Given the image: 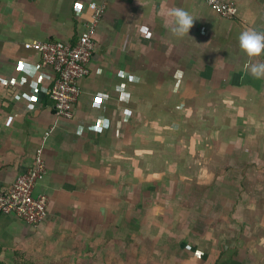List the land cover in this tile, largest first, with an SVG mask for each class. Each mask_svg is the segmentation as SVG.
I'll use <instances>...</instances> for the list:
<instances>
[{
    "label": "crops",
    "instance_id": "crops-1",
    "mask_svg": "<svg viewBox=\"0 0 264 264\" xmlns=\"http://www.w3.org/2000/svg\"><path fill=\"white\" fill-rule=\"evenodd\" d=\"M223 1L235 17L202 0H0V190L41 149L48 198L37 228L0 216V260L80 234L84 264H264V77L247 70L264 60L238 41L264 33V0ZM91 2L106 8L62 120L26 45L74 44ZM175 7L194 17L183 36Z\"/></svg>",
    "mask_w": 264,
    "mask_h": 264
},
{
    "label": "built area",
    "instance_id": "built-area-1",
    "mask_svg": "<svg viewBox=\"0 0 264 264\" xmlns=\"http://www.w3.org/2000/svg\"><path fill=\"white\" fill-rule=\"evenodd\" d=\"M206 5L224 18L231 19L237 14L232 2L223 0H202ZM90 20L74 44L50 41H34L26 47L36 51L43 64L51 68L56 79L49 89V98L53 102L55 115L62 120L74 118L80 89L78 82L89 74L88 64L94 54V37L98 24L104 15L105 4L89 3ZM263 33V32H261ZM264 60V52L261 53ZM36 98L37 93H32ZM103 120L99 127H102ZM46 175V165L42 150L34 152L33 164L20 175L10 188L0 190V216L13 215L25 224L37 228L47 217L48 198L46 195H34L35 185Z\"/></svg>",
    "mask_w": 264,
    "mask_h": 264
},
{
    "label": "clouds",
    "instance_id": "clouds-1",
    "mask_svg": "<svg viewBox=\"0 0 264 264\" xmlns=\"http://www.w3.org/2000/svg\"><path fill=\"white\" fill-rule=\"evenodd\" d=\"M166 15L170 18L169 25L173 34L183 36L189 33L194 17L188 11L175 7L169 9ZM238 41L240 49L249 57H256L264 52V33L249 29L239 34ZM247 70L255 78L264 77V63L249 64Z\"/></svg>",
    "mask_w": 264,
    "mask_h": 264
},
{
    "label": "rangeland",
    "instance_id": "rangeland-1",
    "mask_svg": "<svg viewBox=\"0 0 264 264\" xmlns=\"http://www.w3.org/2000/svg\"><path fill=\"white\" fill-rule=\"evenodd\" d=\"M191 176V172H185V177L188 178ZM190 189H193V187L191 186L189 190ZM47 239L41 238L40 243H51L50 240L46 242ZM79 242H81L80 234L74 236V238L68 234V239L64 240L66 244L64 249L53 247L52 245L50 247V244H41L37 248L25 249L21 254L24 256V263L22 264H84V262L81 261L82 253ZM9 264H13V262L11 263L10 261Z\"/></svg>",
    "mask_w": 264,
    "mask_h": 264
},
{
    "label": "trees",
    "instance_id": "trees-1",
    "mask_svg": "<svg viewBox=\"0 0 264 264\" xmlns=\"http://www.w3.org/2000/svg\"><path fill=\"white\" fill-rule=\"evenodd\" d=\"M1 249H0V255H1ZM21 252H15L14 253V259H13V264H22L24 263V256L21 255ZM0 264H6L4 261L0 260Z\"/></svg>",
    "mask_w": 264,
    "mask_h": 264
},
{
    "label": "snow or ice",
    "instance_id": "snow-or-ice-1",
    "mask_svg": "<svg viewBox=\"0 0 264 264\" xmlns=\"http://www.w3.org/2000/svg\"><path fill=\"white\" fill-rule=\"evenodd\" d=\"M22 67H23V65H22Z\"/></svg>",
    "mask_w": 264,
    "mask_h": 264
}]
</instances>
